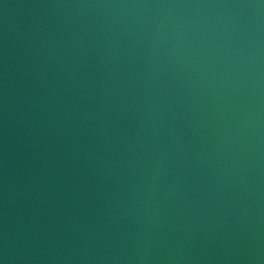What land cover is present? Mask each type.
I'll return each mask as SVG.
<instances>
[{
    "label": "water",
    "instance_id": "1",
    "mask_svg": "<svg viewBox=\"0 0 264 264\" xmlns=\"http://www.w3.org/2000/svg\"><path fill=\"white\" fill-rule=\"evenodd\" d=\"M0 264H264V0H0Z\"/></svg>",
    "mask_w": 264,
    "mask_h": 264
}]
</instances>
